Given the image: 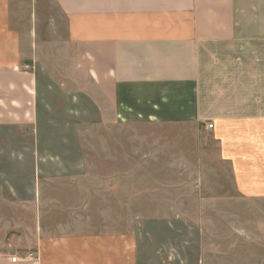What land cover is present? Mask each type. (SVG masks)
Listing matches in <instances>:
<instances>
[{"label": "crops", "instance_id": "crops-1", "mask_svg": "<svg viewBox=\"0 0 264 264\" xmlns=\"http://www.w3.org/2000/svg\"><path fill=\"white\" fill-rule=\"evenodd\" d=\"M54 100L65 118H89L95 130L104 120L106 133L153 127L187 135L196 154L213 155L235 176L250 159L261 165L264 0H0V132L36 134L41 103L45 113ZM4 144L18 147L12 137ZM34 144L28 161L38 165L45 159ZM13 157L10 166L23 162ZM72 177L100 184L67 194L42 183L25 198L11 187L0 191V264L139 263L126 231L97 222L98 215L129 212V190L117 184L129 177L58 174L45 181ZM41 196L47 205H20ZM65 213L78 214L80 226L67 229Z\"/></svg>", "mask_w": 264, "mask_h": 264}, {"label": "rangeland", "instance_id": "rangeland-1", "mask_svg": "<svg viewBox=\"0 0 264 264\" xmlns=\"http://www.w3.org/2000/svg\"><path fill=\"white\" fill-rule=\"evenodd\" d=\"M35 12L43 11L35 8ZM42 26L35 19V29ZM42 103L36 134L0 132V160L4 161L0 164L1 192H9L11 187L25 198L27 190H37L43 183L47 191L63 189L74 194L100 183L73 177L45 179L58 174H125L129 181L117 184L119 189L129 190V212L98 215L97 222L99 228L107 226L130 235L137 248L138 264H264V158L258 160L261 165H255L252 159L249 165H237L235 176L232 167L220 166L213 155L196 154L192 142L183 138L187 135L153 127L106 133L101 125L104 120H98L95 130L89 118L79 122L62 116L56 100L45 102V113ZM237 136L248 138V134ZM11 137L18 143L16 149L2 145ZM204 142L214 145L209 136ZM34 143L39 158L45 159L38 165L28 161ZM246 146L242 144V151ZM13 156L24 158V163L10 166ZM31 173L39 174L44 181H27ZM30 200L20 205L40 206L50 201L45 196ZM64 216L69 223L67 229L80 226L74 224L80 222L78 214ZM85 221L89 222L88 217Z\"/></svg>", "mask_w": 264, "mask_h": 264}, {"label": "built area", "instance_id": "built-area-1", "mask_svg": "<svg viewBox=\"0 0 264 264\" xmlns=\"http://www.w3.org/2000/svg\"><path fill=\"white\" fill-rule=\"evenodd\" d=\"M206 127H207V129H212L213 126H212V124H209V125H207ZM28 257H30V255H28V256H26V257H23L22 259L25 260V259H27ZM16 260H17L16 257H13V258L11 259L12 262H15Z\"/></svg>", "mask_w": 264, "mask_h": 264}]
</instances>
